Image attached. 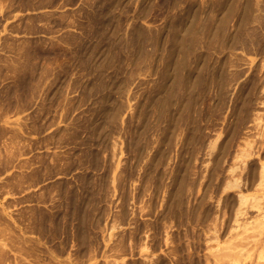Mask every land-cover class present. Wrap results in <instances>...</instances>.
<instances>
[{
    "label": "rangeland",
    "instance_id": "374dc122",
    "mask_svg": "<svg viewBox=\"0 0 264 264\" xmlns=\"http://www.w3.org/2000/svg\"><path fill=\"white\" fill-rule=\"evenodd\" d=\"M264 0H0V264H264Z\"/></svg>",
    "mask_w": 264,
    "mask_h": 264
},
{
    "label": "bare ground",
    "instance_id": "6f19581e",
    "mask_svg": "<svg viewBox=\"0 0 264 264\" xmlns=\"http://www.w3.org/2000/svg\"><path fill=\"white\" fill-rule=\"evenodd\" d=\"M262 169H263V171H262V174H261V178L263 180L264 179V167Z\"/></svg>",
    "mask_w": 264,
    "mask_h": 264
}]
</instances>
